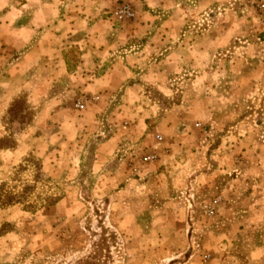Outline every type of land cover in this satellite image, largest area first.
<instances>
[{
  "label": "crops",
  "instance_id": "1",
  "mask_svg": "<svg viewBox=\"0 0 264 264\" xmlns=\"http://www.w3.org/2000/svg\"><path fill=\"white\" fill-rule=\"evenodd\" d=\"M122 3L135 15L118 23ZM253 3L0 0V113L24 95L43 102L37 131L49 121L61 143L94 139L92 170L116 189L114 210L122 195L151 200L154 232L192 225L194 208L218 199L217 250L264 264V12Z\"/></svg>",
  "mask_w": 264,
  "mask_h": 264
},
{
  "label": "rangeland",
  "instance_id": "2",
  "mask_svg": "<svg viewBox=\"0 0 264 264\" xmlns=\"http://www.w3.org/2000/svg\"><path fill=\"white\" fill-rule=\"evenodd\" d=\"M254 2L256 11L264 12L256 6L264 1ZM63 101L70 106L72 97ZM42 105V101L28 105L20 95L0 113V139L14 143L13 148L0 151V184L34 185L27 203L36 207L0 209V264H239V258L240 264H246L231 247L217 250L210 218L200 214L198 207L189 229L183 222L174 223L171 230L168 224H161L159 233L152 224L156 213H152L155 203L151 200L139 204L138 197L122 195L121 208L114 210L116 189L102 191L104 176L92 170L97 142L82 134L73 142L61 143L56 137L57 125L49 121L45 129L37 131L32 123ZM60 116L72 121L70 109ZM43 134L47 138L42 143L34 141ZM22 135L27 138L23 145L18 143ZM137 154L132 158L139 160L143 151ZM20 165L25 171L16 173ZM38 165L43 176L34 183ZM14 176L19 182L12 181ZM47 199L57 203L49 206L50 202H44ZM139 211L142 214L135 223L133 213ZM118 216L126 219L122 230L116 228ZM161 216L166 215L163 212Z\"/></svg>",
  "mask_w": 264,
  "mask_h": 264
},
{
  "label": "trees",
  "instance_id": "3",
  "mask_svg": "<svg viewBox=\"0 0 264 264\" xmlns=\"http://www.w3.org/2000/svg\"><path fill=\"white\" fill-rule=\"evenodd\" d=\"M9 144L11 145V147H8ZM13 144L14 143L8 142L7 139H0V151L13 148ZM27 161L28 160H25L24 162ZM36 168L38 173L33 177L34 183L40 180V178L43 176L42 168L39 165ZM23 171H25V169L21 165L18 166V168L15 170L16 173H21ZM16 177L17 176H14L12 181L19 182L14 179ZM33 191L34 185H29L27 183H23L21 187H9L5 183L0 184V209L2 210L14 206H25L29 210H34L36 208L35 205L27 203V200L32 196ZM44 202H50L49 206L57 203L56 199H47Z\"/></svg>",
  "mask_w": 264,
  "mask_h": 264
},
{
  "label": "built area",
  "instance_id": "4",
  "mask_svg": "<svg viewBox=\"0 0 264 264\" xmlns=\"http://www.w3.org/2000/svg\"><path fill=\"white\" fill-rule=\"evenodd\" d=\"M256 6L260 11H264V2H259ZM134 15L135 13L133 8L128 4L122 3L118 5L116 10L112 14V17L116 22H124V21L132 20L134 18ZM82 100L81 101L79 100L75 103L76 109L78 110L82 109L83 105L81 104V102H84L85 99ZM157 159L158 157L155 153H150L148 155H145L141 161L143 163H151V162H155ZM218 205H219L218 199H212L209 202L203 204L202 212L204 217L207 219L212 218L216 214ZM205 258L208 259L209 256H206Z\"/></svg>",
  "mask_w": 264,
  "mask_h": 264
}]
</instances>
